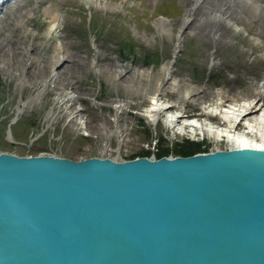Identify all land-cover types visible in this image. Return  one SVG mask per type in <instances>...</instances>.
I'll list each match as a JSON object with an SVG mask.
<instances>
[{
    "label": "rangeland",
    "instance_id": "1",
    "mask_svg": "<svg viewBox=\"0 0 264 264\" xmlns=\"http://www.w3.org/2000/svg\"><path fill=\"white\" fill-rule=\"evenodd\" d=\"M5 3L0 1V148L7 149L0 153H44L78 161L131 160L143 151L154 158L160 147L171 150L187 141L202 144L203 152L195 155L236 149L226 139L181 135L176 132L181 126L168 127L166 118L181 105L187 117L204 118V108L220 101L221 90L241 102L255 99L260 89L264 103V0H259L260 9L239 1L229 16L194 6L160 98L175 106L155 123L144 112L153 102L162 66L174 60L180 28L194 0ZM131 40L137 56L124 58L121 43ZM57 48L61 61L52 67ZM146 56H152L150 65ZM186 84L194 88L183 102L180 91ZM64 95L74 100L58 103L57 97ZM117 105H122L119 112ZM115 129L117 135L111 133Z\"/></svg>",
    "mask_w": 264,
    "mask_h": 264
},
{
    "label": "water",
    "instance_id": "2",
    "mask_svg": "<svg viewBox=\"0 0 264 264\" xmlns=\"http://www.w3.org/2000/svg\"><path fill=\"white\" fill-rule=\"evenodd\" d=\"M0 264H264V150L0 153Z\"/></svg>",
    "mask_w": 264,
    "mask_h": 264
},
{
    "label": "bare ground",
    "instance_id": "3",
    "mask_svg": "<svg viewBox=\"0 0 264 264\" xmlns=\"http://www.w3.org/2000/svg\"><path fill=\"white\" fill-rule=\"evenodd\" d=\"M1 2H7L8 0H0ZM193 8H190L188 15L185 17L177 38L178 42L175 45L174 60H171L164 64L161 68L158 80L153 87V102L144 112L145 118L150 123H155L159 119L165 117L164 113L168 110L174 108L175 105H168L167 103H162L160 98L164 95L166 83L171 79L172 69L175 65V59L179 50H181L183 43L182 32L185 31L187 24L190 21L191 12L196 6L198 9H208L209 11H220L229 16L228 14L232 12V9L236 6V3L242 1L245 3L246 7L257 9L261 8L259 5V0H218L217 2H212V0H194ZM201 1V2H200ZM200 2V3H199ZM57 53L51 62L52 67H56L60 63L58 58L59 48L56 49ZM35 64V62H34ZM67 63H64L66 67ZM67 67L65 68V70ZM39 77H44L41 71ZM59 85V84H58ZM181 88V87H180ZM186 90L180 91V98L184 102L190 94L193 93V88L190 84L182 86ZM262 94L260 89L255 90V99L253 100H243L238 102L234 97L229 95L223 90L218 92L220 101L213 105L212 107L204 108L203 115L204 118H189L186 116L185 107L179 106L176 113L169 115L166 119L168 127L176 128L181 126L176 131L181 135H203L214 139V141H219L221 139H226L231 144H234L236 148H252L264 150V103L259 101ZM143 95V93H142ZM74 100L71 96H58V103L66 104L69 101ZM228 104V105H227ZM116 110L119 112L122 109V105H117ZM261 112L259 116H253L256 112ZM21 110L16 114L19 116ZM187 117V120L184 118ZM218 118V122H214ZM99 128L104 129L102 125ZM113 135L119 133L118 129L111 130ZM41 155H44L41 154ZM55 156V155H54Z\"/></svg>",
    "mask_w": 264,
    "mask_h": 264
},
{
    "label": "trees",
    "instance_id": "4",
    "mask_svg": "<svg viewBox=\"0 0 264 264\" xmlns=\"http://www.w3.org/2000/svg\"><path fill=\"white\" fill-rule=\"evenodd\" d=\"M133 40H131L130 42H123L121 43L120 46V54L122 57L127 58L129 56L132 55H136L137 56V51H136V46ZM146 65H150L153 60H152V56H146ZM7 126V124H6ZM45 134H43L44 136ZM11 148V146H10ZM5 149H7L6 147H1L0 151H5ZM199 152H203V148H202V144L199 143H195V142H190L187 141L186 144H178L176 146V148L174 149H166L164 147H160L158 153H156V157L158 159L162 158V157H168L170 155V153L175 154L176 156H182V157H188V156H193L196 153ZM151 154L150 151H143V152H139L136 153L134 155L131 156V160L137 158V157H149Z\"/></svg>",
    "mask_w": 264,
    "mask_h": 264
}]
</instances>
